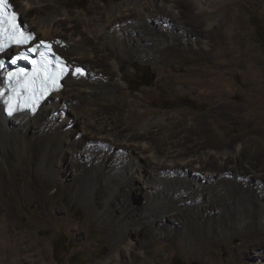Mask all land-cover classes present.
I'll return each mask as SVG.
<instances>
[{
	"label": "bare ground",
	"instance_id": "bare-ground-1",
	"mask_svg": "<svg viewBox=\"0 0 264 264\" xmlns=\"http://www.w3.org/2000/svg\"><path fill=\"white\" fill-rule=\"evenodd\" d=\"M16 1L11 0L22 14L20 19L24 18L31 30L41 35L38 40L55 39L56 34L62 33L67 45L59 51L71 62H86L89 71L86 78L78 80L68 75L64 89L48 98L33 118L27 114L8 118L0 105V176L6 172L3 163L9 151L14 152L15 163L21 170L27 164V173L34 170L55 185L62 183L58 165L64 163L62 166H65L71 160L70 167L75 176L74 183L70 181L69 185V188L73 187L71 194L80 197L83 193L91 195L95 192L93 201L98 196L107 198L103 207L90 205V209L93 215L100 213L96 217L106 225L109 236L121 235L113 254L104 264H140L142 259L153 253L150 246L153 235L164 237L175 234L187 243L186 246L193 242L196 247L195 236L192 235L194 231L166 224L169 220L176 222L177 213L196 212L197 218L193 222L205 237H225L230 225H233L228 221L229 215H234L240 225H245L247 220L262 224L264 195L261 193H264V188L253 169L255 165H245L241 144L235 141L228 149L214 152L207 149L210 141H194L190 136H181L183 133L190 135V131L161 134L153 130L157 123L149 125L143 133H133L128 127H123V118L130 112V105L116 102L114 94L121 66L116 58L111 62L105 57L107 61L98 63L91 45L96 42L118 46L141 59L150 56L156 59L158 54L163 57L162 51L169 52L164 49L166 44L180 45L177 42L184 39L185 32H189L186 22L181 19L187 7L206 15L221 9L225 0H182L184 4H178L180 0H125L124 4L100 8L103 15L82 18L79 13L73 16L65 6L58 4L61 3L59 0ZM54 4L59 7L51 11L50 7ZM238 13H234L235 18L231 15L224 21L228 26V37L234 40L232 42L239 39L240 30H243ZM76 18L81 21L90 45L77 30ZM172 22L178 28L171 27ZM210 25L209 22L207 26ZM176 30H181L183 34L176 37ZM229 46L230 43L225 47ZM92 60L95 63L90 62ZM56 97H60L59 101L55 100ZM67 120L76 121L78 129L66 130ZM183 122L181 119L177 125L167 127L172 130L181 128ZM76 130L80 133L76 134L79 137L77 140H81L79 142L72 136ZM202 146L205 147L200 150ZM64 148L71 152L70 160L63 155ZM229 164L235 167H228ZM136 174L147 184L142 192L145 203L140 204L139 210L127 200L134 188ZM93 179L103 190L106 188L105 192L91 188ZM31 183L29 178L27 189ZM123 200L124 203H121ZM137 200L139 204L141 199ZM50 210H59L57 202L50 204ZM258 212L259 216H252ZM160 217L166 221L160 220ZM133 225L138 227L129 229ZM199 245L200 255L207 256L209 248H205L204 243Z\"/></svg>",
	"mask_w": 264,
	"mask_h": 264
},
{
	"label": "rangeland",
	"instance_id": "rangeland-1",
	"mask_svg": "<svg viewBox=\"0 0 264 264\" xmlns=\"http://www.w3.org/2000/svg\"><path fill=\"white\" fill-rule=\"evenodd\" d=\"M59 1L61 3H57L65 6L73 16L79 13L82 18L86 15H103L100 8L124 4L125 0L83 1V9L69 0ZM184 1L180 0L178 4H184ZM223 4L215 13L206 15L187 7L181 19L186 22L189 32H185L184 39L177 42L180 45L166 44L164 49L169 52L162 51L163 57L158 54L156 59H152V56L148 59L137 58L118 46L91 44L77 18L76 28L95 49L94 57L98 63L107 61V58L112 62L116 58L121 66L114 94L116 102L130 105V112L123 118V127H128L133 133H143L149 125L157 123L153 130L161 134L176 130L190 131V135L183 133L181 136H190L194 141H210L207 149L214 152L228 149L237 141L241 144L245 165H255L253 169L264 188V0H225ZM55 7L59 5H52L51 11ZM91 9L99 10L95 12ZM234 13H238L243 30H240L239 39L232 42L234 40L228 37V26L224 21L231 15L235 18ZM209 22L211 25L208 27ZM61 24L65 26V23ZM171 27L178 28V25L172 22ZM182 34L181 30L174 32L176 37ZM56 38L66 41L62 33L56 34ZM229 43L230 46L225 47ZM90 62L95 63L93 60ZM77 63L89 68L86 62ZM144 65L154 70L155 85L144 88L143 94H133L127 88L126 78L134 76L135 68L140 69ZM102 77L103 73L100 74ZM159 98L175 101L157 108ZM55 100L59 101L57 97ZM177 102L178 106L172 107ZM181 119L184 121L181 128L172 130L167 127L177 125ZM67 121L66 130L77 128L76 121ZM78 132L76 130L72 134L77 142L81 141L77 140ZM120 135L123 136L122 133ZM64 149L63 155L70 160L71 152ZM8 153L2 166L6 172L0 176V264H104L113 254L121 235L109 236L106 225L96 217L100 213L93 215L90 205L103 207L107 198L98 196L95 202L92 200L95 192L91 195L86 192L80 197L71 194L73 187L69 188V185L75 179L70 167L71 160L65 166H62L64 163L58 165L62 183L55 185L34 170L28 174L27 164L21 170L15 163L14 152ZM228 167L235 166L229 164ZM136 175L134 188L130 190L127 200L139 210L140 204L145 203L142 192L147 184L142 182L140 175ZM29 178L34 185L31 183L27 189ZM91 185L92 189H102L95 179ZM105 190L102 189L103 192ZM137 199H141L139 204ZM53 202H57L59 210L49 211ZM195 213H177L176 222L166 221L163 217L159 219L174 227L182 226L185 230L194 231L192 235L195 236L196 247L193 242L186 246L187 243L175 234L164 237L153 235L150 238L152 257L142 259L140 264H264V221L261 224L247 220L245 225H240L234 215H229L228 221L233 225H230L225 237H205L193 222L197 218ZM259 215L260 212L252 214L254 217ZM133 227L137 228L138 225L129 229ZM199 243L209 248L207 256L200 255Z\"/></svg>",
	"mask_w": 264,
	"mask_h": 264
},
{
	"label": "trees",
	"instance_id": "trees-1",
	"mask_svg": "<svg viewBox=\"0 0 264 264\" xmlns=\"http://www.w3.org/2000/svg\"><path fill=\"white\" fill-rule=\"evenodd\" d=\"M71 1L74 6L78 8H84L83 7V1H88V0H69ZM84 68V67H83ZM86 70V68H84ZM156 77L154 74V70L150 66H141L140 69L135 68V75L132 77H127L126 82H127V88L129 91H131L133 94H143L142 90L144 88H150L155 85ZM169 101H175L173 99H164V98H159L158 99V105H156L157 108L163 107V104L166 102L169 103ZM178 102L172 106V107H177Z\"/></svg>",
	"mask_w": 264,
	"mask_h": 264
},
{
	"label": "snow or ice",
	"instance_id": "snow-or-ice-1",
	"mask_svg": "<svg viewBox=\"0 0 264 264\" xmlns=\"http://www.w3.org/2000/svg\"><path fill=\"white\" fill-rule=\"evenodd\" d=\"M6 9L8 10L7 13ZM11 9L12 5L11 3H9V0H0V31L3 30L5 24H8L10 28L15 26L17 13L11 11ZM76 71L79 72L81 70L77 69ZM32 111H35V106L32 108ZM9 114L11 115V111L9 112Z\"/></svg>",
	"mask_w": 264,
	"mask_h": 264
},
{
	"label": "water",
	"instance_id": "water-1",
	"mask_svg": "<svg viewBox=\"0 0 264 264\" xmlns=\"http://www.w3.org/2000/svg\"><path fill=\"white\" fill-rule=\"evenodd\" d=\"M87 70H88V68H87Z\"/></svg>",
	"mask_w": 264,
	"mask_h": 264
}]
</instances>
